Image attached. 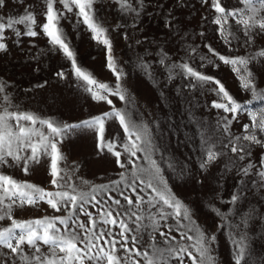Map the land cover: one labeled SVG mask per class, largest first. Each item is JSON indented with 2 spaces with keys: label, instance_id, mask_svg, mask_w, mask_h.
Returning a JSON list of instances; mask_svg holds the SVG:
<instances>
[{
  "label": "rangeland",
  "instance_id": "rangeland-1",
  "mask_svg": "<svg viewBox=\"0 0 264 264\" xmlns=\"http://www.w3.org/2000/svg\"><path fill=\"white\" fill-rule=\"evenodd\" d=\"M131 2L138 9V16L123 13L116 0H96L95 4L100 23L108 29L117 68L124 73L122 84L129 97L126 102L109 98L115 108L126 112L133 122L148 126L158 148L153 158L158 161L169 188L189 206L193 220L206 235L215 237L210 245L215 264H234L236 246L233 241L240 239L237 233L247 236L248 264H264V182L251 170L248 176H242L238 166L245 165L246 161L232 159L231 152L221 147L226 137L221 134L217 122L220 116L230 114L210 106V102L217 99L215 94L208 91L207 86L201 88L194 80L181 75L179 68H170L172 64L187 62L197 71L220 80L237 101L251 100L246 110L229 126L233 134L240 135L242 125L251 122L247 112L259 114L264 109V99L252 100L251 93L241 89L231 67L212 56L204 45L210 44L225 56L249 55L264 48V36L258 37L251 47H246L242 31L233 28L237 38L231 45L226 44L214 31L217 28L211 23L214 13L202 5L201 0ZM222 3L228 8L242 7L238 0H222ZM56 7L61 6L57 4ZM28 11L33 13L38 24L45 22L43 0H5L0 6V22L17 20ZM66 16L68 18L62 19L60 26L76 53L78 64L98 81L114 88L116 79L106 67L104 47L91 39L89 31L77 23L75 16L71 13ZM230 24L234 25V22L230 20ZM26 30L27 24H15L5 30L0 41L6 44L5 50L0 51V81L8 83L7 91L13 103L19 106L18 110L66 123H78L110 111L111 106L93 101L78 86L80 82L70 74V63L49 45L40 28L34 27L40 33L35 38L15 34ZM192 48L196 52H191ZM201 56L208 57L203 66ZM162 57L164 64L160 63ZM249 69L254 73L258 88L264 89V58L250 63ZM61 70L65 71V79L55 75ZM170 71L171 80L168 78ZM38 84L44 86L34 87ZM202 133L209 141L207 146L211 147L215 141L214 150L224 153L203 169L200 165L206 146ZM106 136L109 139L123 136L117 122L109 120L106 123ZM59 147L66 157L61 166L75 169L74 174H69L81 190H89V185L82 184V180L90 185H100L119 178L122 170L115 165V158L97 152L91 132L76 130L66 136ZM252 151L251 160L256 163L257 157L264 153L257 148ZM139 163L143 165L144 161ZM0 172L54 190L49 184L46 164L33 165L27 175L18 167H0ZM241 189L244 191L240 199L231 203V195L241 193ZM12 214L22 220L63 215L44 202L36 207L14 208ZM250 215L251 219L244 224V219ZM81 220L86 217L82 216ZM9 223L0 221V226ZM7 251L0 248V259H8L4 256ZM42 251L46 252L47 247ZM25 252L30 254L26 246ZM9 264L13 261L9 260ZM14 264H20L19 258ZM186 264H190L187 259Z\"/></svg>",
  "mask_w": 264,
  "mask_h": 264
},
{
  "label": "snow or ice",
  "instance_id": "snow-or-ice-1",
  "mask_svg": "<svg viewBox=\"0 0 264 264\" xmlns=\"http://www.w3.org/2000/svg\"><path fill=\"white\" fill-rule=\"evenodd\" d=\"M116 3L123 13L139 15L131 0H116ZM238 3L242 7L228 8L222 0H201V4L214 13L211 19V23L217 26L214 31L226 44L231 45L237 38L235 28L242 31L244 46L251 47L258 37L264 36V0H238ZM4 4L5 0H0V6ZM43 4L44 23L38 24L31 11L17 20L0 22V41L5 30L15 24H27V30L15 33L17 36L23 34L35 38L40 33L34 27L40 28L49 45L70 63V74L80 82L78 86L93 101L104 102L111 108L78 123L46 119L18 110L19 106L13 103L7 91L8 83L0 81V167H18L27 175L33 165L46 164L49 184L54 189L49 191L0 172V221L10 222L7 226H0V248L8 250L4 253L8 259H0V264H9V260L14 264L16 258L20 264H186V259L190 264H215L210 247L215 237L206 235L193 220L189 206L169 188L158 161L153 158L158 148L148 126L133 122L126 112L115 108L109 98L116 97L123 102L129 99L122 84L124 73L117 68L108 29L96 15V0H43ZM57 4L61 7H56ZM67 13L75 16L77 23L89 31L91 39L104 47L106 67L116 79L114 88L98 81L78 64L76 53L60 26V21L68 18ZM204 47L217 60L231 67L241 89L250 92L252 100L264 99V89L258 88L254 73L249 69L250 63L264 58V48L249 55L225 56L210 44ZM5 48L6 44L0 42V51ZM191 52L196 49L192 48ZM200 60L203 66L208 57L201 56ZM164 62L162 57L160 63ZM170 68H179L181 75L194 80L201 88L207 86V90L215 94L217 99L212 100L210 106L230 114L220 116L217 122L221 134L226 137L221 147L231 152L232 159L246 161L245 165L238 166L242 176H248L251 170L264 182V155L258 156L256 163L251 160L253 148L264 153V109L259 114L248 111L250 124H243L241 134L235 135L229 126L246 110L251 100L237 101L220 80L197 71L187 62L172 64ZM55 75L66 78L64 70ZM168 78L173 79L171 71ZM109 120L118 123L122 137L109 139L106 136ZM76 130L91 132L97 152L115 158V165L122 170L118 179L100 185H90L82 180V184L89 185L88 191L72 182L69 173L74 174L75 169L61 166L66 157L59 145ZM201 135L206 146L200 165L203 169L224 153L214 150L215 141L211 147L207 146V137ZM140 160L144 161L143 165ZM243 191L232 194L230 202L235 204ZM40 202L63 215L22 220L12 214L14 208L36 207ZM82 216L86 220H81ZM249 219L251 215L243 223L247 224ZM237 235L240 239L233 241L236 246L234 264H242V261L248 264L247 236ZM25 246L30 254L25 252ZM45 246L46 252L42 251Z\"/></svg>",
  "mask_w": 264,
  "mask_h": 264
}]
</instances>
